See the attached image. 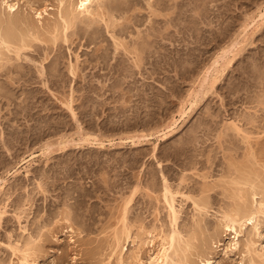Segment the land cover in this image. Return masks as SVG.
I'll return each instance as SVG.
<instances>
[{
	"label": "rangeland",
	"instance_id": "1",
	"mask_svg": "<svg viewBox=\"0 0 264 264\" xmlns=\"http://www.w3.org/2000/svg\"><path fill=\"white\" fill-rule=\"evenodd\" d=\"M11 1L18 4L14 17L28 20L40 34L57 19L56 0ZM134 1L132 9L127 4L123 11L128 21H123L128 26L123 39L130 43L139 34L154 49L161 48L155 52L151 47V59L144 58L139 70L124 56L111 60L110 66L95 65L94 51L100 48L97 55L102 54L108 36L103 29L105 36L98 39L105 42L96 39L90 47L89 35L79 28L78 37L70 38V52L62 50L58 62L65 81L50 78L52 94L37 79L35 64L19 61L23 71L14 63L0 72V178L6 181L0 189V264H20L21 252L34 264H119L115 235L122 227L123 205L134 190L125 213L130 232L120 240L122 264H139L130 260L135 254L140 263L148 262L160 249L159 234L170 235L173 229L162 197L163 179L178 216L177 257L170 253L175 264H250L244 248L248 242L264 251L263 217L257 232L250 226L243 229L236 251L229 248L234 234L220 227L222 213L235 205L248 201L254 210L255 202L264 204V24L256 29L251 25L247 35L237 37L253 17L258 20L264 0ZM114 15L118 20L122 16ZM232 41L239 46L231 49L236 56L230 66L191 109L188 94L198 88L214 56ZM35 50L28 57L39 63L44 53ZM74 54L80 65L76 83L66 71ZM53 56L57 53L49 52L48 58ZM29 67L34 72L29 73ZM26 71L28 78L21 77ZM29 79L32 83L25 84ZM69 87L75 90L73 109L81 131L104 138V147L70 146L43 157L39 148L47 141L54 143L60 136L78 140L77 124L60 103L65 96L71 98ZM31 93L37 95L35 100L27 99ZM182 106L184 116L179 114ZM175 120L164 131L171 132L165 139L158 138L162 132L135 146L127 140L163 130ZM43 125L50 128L42 129ZM45 129L47 137L40 134ZM249 184L256 186L255 198ZM238 190L247 200L240 203Z\"/></svg>",
	"mask_w": 264,
	"mask_h": 264
},
{
	"label": "bare ground",
	"instance_id": "2",
	"mask_svg": "<svg viewBox=\"0 0 264 264\" xmlns=\"http://www.w3.org/2000/svg\"><path fill=\"white\" fill-rule=\"evenodd\" d=\"M11 0H0V72L2 71H6L8 70L7 67L8 65L13 66L12 64H18V62H28L32 65L35 64V75L37 76V79L39 80V82L41 83L42 87L44 89H46L49 93L52 94L51 90L49 89V87L51 85L48 86V83L51 79L57 78L59 79L58 82H62V78H64V75L62 72H59L58 70V62L60 61L59 59L62 56V53L65 48L67 52H70V47L69 44H72L74 42L71 41L72 37H78L77 34H79L77 31L78 29L82 28L83 34H87L89 36L88 39L86 40V45L90 46L91 44H95V40L98 39L99 37H103L105 35L108 36L107 45L103 48L104 50L102 51L101 55H97V53L99 51H101L102 49H98L96 48V50L94 51L95 55H94V62L95 65H100V64H108L109 62L112 60H116L118 57L117 56H124L126 57V60H131L132 61V65L134 68H137L138 70L140 69V67L142 66V62L144 60V58H149L150 56V50L152 47V43L151 45H149L148 42L146 41H142L140 38V36L136 35L135 36V40H131L132 42L130 43H126L125 40L123 39L122 36H124L127 31L128 26L125 25V23L123 21H127V16H125V14H123V11L125 13V7H127V4H129V6L132 4H134V0H121L120 3L115 2V0H76L74 2V0H56L57 3V19L54 20L52 23H49L48 21V25H46L44 28L42 29V34H40V31L38 32V27L37 29L34 27V25L28 23V20H24V19H20L15 16V13L17 14V10H18V4L17 3H13ZM152 1V0H151ZM174 1V0H173ZM176 1V0H175ZM115 3H117L115 5ZM207 3V2H206ZM136 4V3H135ZM147 5V4H146ZM204 5V4H203ZM136 6V5H135ZM176 6V5H175ZM151 6L149 5V8ZM165 7V6H164ZM130 8L132 9L133 6ZM136 8V7H135ZM172 8V7H171ZM176 8V7H175ZM202 8V7H201ZM125 9V10H124ZM153 9V8H152ZM139 10V8H138ZM129 11V10H128ZM127 11V12H128ZM140 11V10H139ZM46 11L44 10L43 13H45ZM124 16L125 18L122 19L121 18L115 19V13ZM126 12V13H127ZM179 12V11H178ZM154 13V12H153ZM159 13V12H158ZM175 13V12H174ZM173 13V14H174ZM37 15L38 18L42 17V12L40 13H35ZM114 15V16H113ZM137 16V15H136ZM135 16V17H136ZM172 16V15H171ZM132 17V16H131ZM117 18V15H116ZM134 18V16L132 17ZM137 18V17H136ZM256 18L253 17V19L250 20L249 23H246L242 30L241 33L238 34L239 36L237 37H242V34L245 36L247 35V30L248 28L253 25L255 26V29L258 27H261V25L264 24V8L259 12L258 16H257V21L255 20ZM132 20V19H131ZM130 20V21H131ZM244 20V19H243ZM42 21V20H41ZM125 21V22H126ZM128 22V21H127ZM32 23V22H31ZM41 23V22H40ZM44 23V22H43ZM101 23V24H100ZM124 23V24H123ZM255 23V24H254ZM47 24V22H46ZM132 24V23H131ZM99 25H103L101 27L103 28H99L101 31H99L98 27ZM136 25V24H135ZM38 26V25H37ZM240 27V26H239ZM22 29V31H21ZM105 31V35L102 36V31ZM254 29V30H255ZM40 30V29H39ZM129 30V29H128ZM253 30V31H254ZM80 31V30H79ZM177 31V30H176ZM134 32V31H133ZM137 32V31H136ZM157 32V31H156ZM255 32V31H254ZM253 32V33H254ZM104 33V32H103ZM128 33V31H127ZM131 32H129L130 34ZM237 33V32H236ZM142 33H140L141 35ZM128 35V34H127ZM148 35V34H147ZM236 35V34H235ZM142 36V35H141ZM160 36V35H159ZM243 36V37H244ZM83 37V36H82ZM81 37V38H82ZM86 37V38H87ZM144 36H142L143 38ZM236 37V38H237ZM71 38V39H70ZM106 38V37H105ZM246 39V37H244ZM101 39V38H100ZM98 39V40H100ZM238 39V38H237ZM82 40V39H81ZM105 40V39H104ZM102 39V41H104ZM141 42H138V41ZM101 41V40H100ZM101 41V42H102ZM97 42V41H96ZM100 42V43H101ZM105 42V41H104ZM239 44V42H234L232 41L227 47L222 48V51L217 55L216 57L214 56V58L212 59V62L210 63V65H208V67L205 68L204 72L202 73V77H200L199 79V83H198V88L196 90H192L189 94H188V100L187 103H189L190 108L193 107L194 104H196L198 102L199 97H203L209 92L212 91V89L214 88V86L216 85V83L218 82V80H220V76L224 73V71L227 70L228 66H230L231 62L233 61L234 57L236 56L233 52L231 51V49L236 50L234 47L237 48L236 44ZM106 44V43H105ZM154 45L156 43H153ZM158 45V44H157ZM36 46V47H35ZM72 46V45H71ZM160 45H158L159 48ZM171 46V45H170ZM81 47V46H80ZM91 47V46H90ZM94 47V46H93ZM162 47V46H161ZM153 48V47H152ZM157 48V46H156ZM35 49H40L41 51H43L44 54L43 57H40V61H38L39 63H37L36 61L32 60L30 57V55L34 52H36ZM154 49V48H153ZM161 50V48H159ZM159 49H154V51H158ZM85 50V49H84ZM163 50V49H162ZM221 50V49H220ZM62 51V52H61ZM93 51V50H92ZM110 51V53H108ZM155 51V52H156ZM49 52H53V53H57V56H53V58L49 59ZM153 52V51H152ZM154 52V53H155ZM159 52V51H158ZM173 52V51H172ZM240 52V51H239ZM26 53V54H25ZM40 53V52H39ZM89 53V52H88ZM175 55H177L178 51L175 50L174 51ZM233 53V54H232ZM238 53V52H237ZM236 53V54H237ZM29 54V57H28ZM179 54V53H178ZM233 55L232 57H229V55ZM26 55V56H25ZM39 55V54H38ZM158 55V54H157ZM74 61H72V57L71 60L68 62V65L66 67V71L67 74L69 76H71L72 81H74V83L77 82V80L80 78V76H78V73L80 71V65H79V57L78 54H74ZM92 56V55H91ZM145 56V57H144ZM159 56V55H158ZM49 57V58H48ZM33 58V57H32ZM128 58V59H127ZM63 59V58H62ZM151 59V57L149 58ZM118 60V59H117ZM123 60V58H122ZM91 61V60H90ZM89 62V61H88ZM116 62V61H115ZM145 62V60H144ZM143 62V63H144ZM147 62V61H146ZM62 64V63H61ZM88 64V63H87ZM90 64V63H89ZM23 64H18L15 69H19L22 70V68H25V66ZM46 66L49 69L48 71L46 70ZM94 66V65H93ZM110 66V65H109ZM109 66L107 68H109ZM160 66V65H159ZM28 67V66H27ZM103 68V67H102ZM101 68V70H102ZM114 68V66H113ZM162 68V67H161ZM60 69V68H59ZM112 69V68H111ZM136 69V70H137ZM160 69V68H159ZM28 70V69H27ZM64 70V69H63ZM79 70V71H78ZM94 70V69H93ZM156 70V68H155ZM161 70V69H160ZM159 70V71H160ZM23 71V70H22ZM21 71V72H22ZM33 70H30L29 67V73L32 72ZM129 71V70H128ZM154 71V70H153ZM158 72V70H156ZM155 71V72H156ZM16 72V71H15ZM34 72V71H33ZM18 73V72H17ZM29 73H26L21 77H25L28 78L27 76H29ZM61 73V74H60ZM124 73V72H123ZM6 74V73H5ZM34 74V73H33ZM65 74V73H64ZM11 75V73H10ZM2 76V75H0ZM93 77V76H92ZM18 78V77H17ZM24 78V79H25ZM34 78V77H33ZM69 78V77H68ZM31 79V78H30ZM27 80L25 81V84H28V82L30 81ZM21 80V79H20ZM84 80V79H83ZM94 80V79H93ZM22 81V80H21ZM33 81V80H32ZM53 81V80H51ZM65 81V80H64ZM87 81V80H86ZM13 82V81H12ZM17 82V81H16ZM20 82V81H19ZM24 82V80H23ZM38 82V83H39ZM57 82V80L55 81ZM59 82V83H60ZM30 83V82H29ZM32 83V82H31ZM30 83V84H31ZM59 83H55L57 85H59ZM64 83V82H63ZM87 83V82H86ZM22 84V83H21ZM24 84V85H25ZM67 84V83H66ZM65 84V85H66ZM121 84V83H120ZM89 85V84H88ZM118 87H116L117 89L120 88L121 86H119V84H117ZM23 86V84L21 85ZM29 86V85H28ZM60 86V85H59ZM58 86V87H59ZM67 86V85H66ZM111 86V85H110ZM3 87V86H2ZM12 87V86H11ZM61 87V86H60ZM63 87V86H62ZM90 87V86H89ZM103 87V86H102ZM145 87V86H144ZM65 88V87H64ZM82 88V87H81ZM3 89V88H2ZM8 89V88H7ZM23 89V88H22ZM53 89V88H52ZM63 89V88H62ZM76 89V88H75ZM101 89V87H100ZM113 89L114 86H113ZM4 90V89H3ZM26 90V89H25ZM56 90V88H55ZM89 90V89H88ZM188 90V89H187ZM24 91V90H23ZM86 91V90H85ZM31 92V91H30ZM44 92V91H43ZM58 92V91H57ZM69 92L71 94V98L70 99H66L64 97L65 100H60V103L62 104V106L66 109V112L70 113V117L71 119L77 124V131H76V135L78 136V140L76 141L75 139H73L71 137V139L69 140V138H66L65 136H60L59 139L56 142H46L43 143V145L39 148V151L41 153V155L43 157H50V155H52L55 152H65L66 149H68V147L70 148V146H78L80 148H82L83 146H87L88 148L90 147H95V148H101L104 147V138H99L97 136L92 135L91 133H83L81 131L80 128V124H78V120H77V115L74 112L73 109V93L75 92V90L71 87H69ZM1 93V92H0ZM3 93V92H2ZM12 93V92H11ZM23 93V92H22ZM25 93V92H24ZM23 93V94H24ZM38 93V92H37ZM188 93V92H187ZM239 93V92H238ZM5 94V93H4ZM30 94V93H29ZM33 93H31L30 97L27 99H34L36 98L37 95H32ZM209 94V93H208ZM10 95V93H9ZM12 95V94H11ZM43 95V94H41ZM66 95V93H65ZM83 95V94H82ZM3 96V95H2ZM1 96V97H2ZM5 96V95H4ZM85 96V94H84ZM28 97V96H27ZM54 97V95H53ZM122 97V96H121ZM206 97V96H205ZM26 98V97H25ZM82 98V97H81ZM118 98V97H117ZM5 99V98H4ZM24 99V98H23ZM86 99V97H85ZM100 99V98H99ZM12 100V99H11ZM48 100V99H47ZM81 100V99H80ZM122 100V99H121ZM7 101V100H6ZM25 101V99H24ZM65 101V102H64ZM85 101V100H84ZM90 101V100H89ZM122 102V101H121ZM22 103V101H21ZM30 103V102H29ZM103 104V102H101ZM124 103V102H123ZM122 103V104H123ZM185 103V102H184ZM183 103V104H184ZM26 104V103H25ZM31 104V103H30ZM29 105V104H28ZM261 105V104H260ZM259 105V106H260ZM263 105V104H262ZM32 106V105H31ZM121 106V105H120ZM27 107V106H26ZM29 107V106H28ZM84 107V106H82ZM255 107V106H254ZM81 108V107H80ZM181 108V107H180ZM42 109V107H41ZM96 109V108H95ZM192 109V108H191ZM40 110V109H39ZM44 110V109H43ZM42 110V111H43ZM82 110V109H81ZM80 110V111H81ZM180 110V116H184L185 110L184 107L182 106ZM27 111V110H26ZM41 111V113H42ZM190 111V110H189ZM23 112V111H22ZM31 112V111H30ZM85 112V111H84ZM30 114V113H29ZM81 114V113H80ZM104 115V114H103ZM153 115V114H152ZM44 116V115H43ZM124 116V115H123ZM33 118V117H32ZM43 118V117H42ZM134 120V119H133ZM170 120V119H169ZM174 120V119H173ZM251 120V119H250ZM17 121V120H16ZM169 122V121H168ZM176 120L173 121L171 124L169 123V125H167L163 130H156L154 133H149V134H141L142 136H132L127 138V140H130L132 145H138L140 143H142L141 141L146 139L147 137H152L153 135L155 136V134H159L162 133L161 135H158V138H162L165 139V137H167V135L169 136V134L164 133V131H166L167 129H170L171 127H173L176 124ZM251 122V121H250ZM45 123V122H44ZM124 123V122H123ZM47 124V123H46ZM38 125V124H37ZM49 125V124H48ZM229 125V124H228ZM44 126V127H43ZM41 126L42 129L44 128H50L47 125H43ZM52 126V125H51ZM232 126V130L234 129V131L236 130L238 132V128L236 127V125H234L233 123L230 125ZM31 127V126H30ZM131 128V127H130ZM158 128V127H156ZM237 128V129H236ZM45 130H41L40 134H47L44 133ZM56 129V128H55ZM62 130V129H60ZM56 131V130H55ZM58 131V130H57ZM154 131V130H153ZM151 132V131H150ZM27 133V132H26ZM35 134V132H33ZM55 133V132H52ZM131 133V132H130ZM242 133V132H241ZM29 134V133H28ZM38 134V133H37ZM49 134V133H48ZM12 135V134H11ZM20 135V133L18 134ZM25 135V134H24ZM43 135V136H44ZM128 135V134H127ZM3 136V135H2ZM46 136V135H45ZM50 136V135H49ZM48 136V137H49ZM54 136V135H53ZM52 136V137H53ZM26 137V136H25ZM23 137V138H25ZM47 137V136H46ZM113 137V136H112ZM107 138V137H106ZM105 138V139H106ZM4 139V138H3ZM54 139V138H53ZM37 140V138H36ZM43 140V139H42ZM46 140V139H45ZM44 140V141H45ZM158 140V139H157ZM109 143L112 142V140L108 139L107 140ZM136 141V142H135ZM3 143V142H2ZM40 146V145H39ZM56 146V147H55ZM6 147V146H5ZM55 147V148H54ZM53 148L55 150H53ZM77 148V147H76ZM155 149V146L153 148V150ZM10 151V150H9ZM28 152V151H27ZM36 154H30V158L33 157ZM35 158V157H33ZM31 158L29 161H33L34 159ZM48 159V158H47ZM135 162V161H134ZM231 164V163H230ZM237 166V165H236ZM252 167V166H250ZM236 169V168H235ZM243 171V170H242ZM16 173V171H15ZM235 173V172H234ZM243 175V174H241ZM15 176V175H14ZM239 176V175H238ZM258 176V175H256ZM259 177V176H258ZM255 178V177H254ZM243 179V178H242ZM258 179V178H257ZM237 180V179H236ZM235 181V178H234ZM239 181V180H238ZM252 181V180H251ZM164 182V190H163V200L165 202L166 205V209H167V215L168 218L170 220V223L173 227L172 232L170 233V235L167 236H160V240H161V244H160V249L157 252V254L152 257L149 258V261L146 263H140L139 259H138V255L135 254L131 257V261L137 262L139 264H175L174 261L172 260V257L170 255L171 251L174 252V255L176 254V250H175V245L178 243V234L179 232L175 230V225H176V221H177V210H175L174 208V199L172 197L173 194H171L172 192H170V188L167 187V184L165 179H163ZM231 182V181H230ZM237 181H235L236 184ZM239 182H242L241 180ZM6 183L5 180H1L0 178V189H2V185H4ZM136 184V183H135ZM138 184V183H137ZM237 184L239 185V183L237 182ZM246 184V182H245ZM250 188L252 193H250V195L255 198L256 197V190L254 191L255 187H253L251 184ZM239 187V186H238ZM136 188V187H135ZM245 189V188H244ZM241 190V189H240ZM250 190V189H249ZM135 191V190H134ZM132 192L130 194V197L128 200L125 201V205H123V216H122V220H121V230L118 234L115 235V248L118 249L120 247V251H119V264H122V258H121V254H122V250H121V244H120V240L121 237L126 236V238L128 237V232L129 225H127L128 223L126 220V211L128 209V204L131 203V201L133 200V196L135 194V192ZM235 191V190H234ZM137 192V191H136ZM239 192V190H238ZM235 195V194H234ZM249 195V194H248ZM247 195V196H248ZM239 198V199H238ZM238 200L241 202L244 201V199L247 200L246 194L245 192L240 191L239 195H238ZM255 200V199H253ZM194 201V200H193ZM232 201V200H231ZM124 202V201H123ZM157 202V201H156ZM204 202V201H203ZM245 205L247 204L246 201ZM238 204V203H237ZM252 204V203H251ZM243 203L240 205H235V207L233 209H231L230 211H222V217H221V229L223 230V233H233L234 234V238L232 240V243L229 245V248H233L231 250H239L240 247V242H239V236L242 233L243 229L246 228V226H250L253 232H257V222L259 218H264V204L262 202H255V207L253 208L254 210H251L249 208V206H245ZM250 205V204H249ZM234 206V205H233ZM198 207V206H197ZM200 208V207H198ZM202 208V207H201ZM129 210V209H128ZM208 210V209H207ZM226 210V208H225ZM200 211H202V209H200ZM196 212V211H195ZM127 214V213H126ZM206 214V213H205ZM1 215V214H0ZM261 220V219H260ZM200 222V221H199ZM218 224V223H217ZM138 226V225H137ZM171 227V228H172ZM140 228V227H139ZM138 228V229H139ZM142 229V228H141ZM142 231V230H141ZM116 233V232H115ZM169 234V233H168ZM187 238V237H186ZM192 238V237H191ZM129 239V238H128ZM127 240V239H126ZM154 240V237H153ZM181 240V239H180ZM204 240V239H203ZM208 240V239H207ZM185 241V240H184ZM187 244V242H186ZM201 244V243H200ZM180 246V245H179ZM188 246V245H187ZM14 247V246H13ZM179 248V247H178ZM246 249V253L250 259V264H257V262H263L264 261V251L261 250V252H259L256 247H255V243L253 242H248L246 243L245 247ZM11 249V248H10ZM13 249V248H12ZM11 249V250H12ZM15 250V251H14ZM12 250L13 252H16L17 250L14 249ZM179 250V249H178ZM197 250V249H196ZM180 251V250H179ZM20 252V251H18ZM26 252V251H25ZM182 253V251H181ZM23 254V255H22ZM22 255V260L19 262L20 264H34V262L30 263L27 260V254H24V252H21ZM117 255V253H116ZM178 255V254H177ZM184 257V254H182ZM173 256V255H172ZM181 256V255H179ZM186 256V255H185ZM30 257V256H29ZM117 257V256H116ZM175 257H177L175 255ZM182 257V258H183ZM200 257V256H199ZM185 258V257H184ZM183 258V260H184ZM187 258V257H186ZM29 259V258H28ZM181 259V258H180ZM182 260V259H181ZM130 261V262H131ZM143 262V261H142ZM264 263V262H263ZM128 264V263H127ZM131 264V263H129ZM205 264H210L209 261H207Z\"/></svg>",
	"mask_w": 264,
	"mask_h": 264
}]
</instances>
